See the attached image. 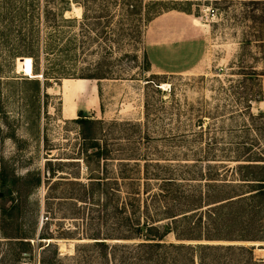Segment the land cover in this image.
<instances>
[{
  "label": "rangeland",
  "instance_id": "374dc122",
  "mask_svg": "<svg viewBox=\"0 0 264 264\" xmlns=\"http://www.w3.org/2000/svg\"><path fill=\"white\" fill-rule=\"evenodd\" d=\"M154 25L157 39H188L180 45L150 46L148 53L158 64L147 54L144 58ZM30 36L38 40V53L46 50L48 63L69 72L68 77L45 82L43 76H31L41 73L33 71L32 57L21 41ZM262 44L264 0H0V176L12 188L11 193L0 189V202L18 203L5 230L15 231L19 222L35 237L34 260L14 257V264H39L36 241L45 240L37 234L46 215L50 218L41 231L54 233L61 253L78 256L83 253L75 249L78 243L111 231L113 218L99 211L95 198L76 199L79 182L88 180L90 170L96 175L108 167L107 175H113L117 163L86 157L88 147L74 119L79 112L106 121L98 130L108 145L138 147L150 157L174 163L179 132L194 137L199 115L205 133L221 142L242 133L245 124L261 122L256 112L264 113V103L250 99L251 106L244 109L242 89L234 84L241 77L242 57L247 70L262 71ZM96 67L113 77H79ZM259 76L264 92V74ZM148 77L160 83L147 82ZM66 85H76L77 92L67 94ZM256 88L248 85L247 93ZM178 116L188 126L177 127ZM112 119L116 122L109 123ZM204 140H191L190 145L203 148ZM36 174L41 182L34 186ZM4 250L1 245L0 260ZM92 253L87 264H95ZM255 253L264 256V247ZM62 259L78 264L77 257Z\"/></svg>",
  "mask_w": 264,
  "mask_h": 264
},
{
  "label": "trees",
  "instance_id": "16d2710c",
  "mask_svg": "<svg viewBox=\"0 0 264 264\" xmlns=\"http://www.w3.org/2000/svg\"><path fill=\"white\" fill-rule=\"evenodd\" d=\"M29 3H39V0H29ZM21 41L32 57L33 71L41 73L45 82L49 77L70 75L59 65L48 63L46 50L42 55L38 53L39 43L35 37L30 36L26 41L21 38ZM149 47L145 46L144 58L147 60L148 56L151 61ZM260 58L264 60V55ZM243 60L242 57L238 71L241 77L234 85L242 89L240 99L243 108L248 109L250 99L264 103L258 78L264 74V67L260 72L255 68L249 71ZM79 77L113 76L96 67L94 71L81 72ZM147 79V82L160 83L151 77ZM248 85H258L259 89L247 93ZM176 104L180 111V102ZM78 114L74 119L80 124L88 147L86 157L117 160V163L111 170L113 175H107L108 167L97 171L96 175L90 170L88 180L79 182L80 198L76 199L95 198L99 211L112 217L113 225L110 233H99L92 236L93 241L78 243L75 249L80 248L83 253L77 256L76 252L61 253L54 233L41 231L50 218L46 215L37 234L38 238L45 239L36 241L40 247L39 264H65L62 255L77 257L78 264H87L90 251L96 258L95 264H264V256L255 253L256 248L264 247V113L261 109L256 112L261 118L259 124L254 127L245 124L242 133L232 134L225 142L209 131L205 133L201 127L203 116L199 115L196 121L200 129L194 137L190 138L187 131L179 132L174 163L150 157L146 150L138 147L121 149L108 145L99 133L106 121ZM115 122L114 119L109 121ZM97 125L98 131L95 130ZM186 126L185 120L178 116L177 127ZM201 138H205L203 148L190 145L191 140ZM221 143L225 144L216 146ZM190 155L194 157H186ZM40 182L41 177L36 174L33 185ZM0 189L12 192L10 180L3 175ZM49 200L50 196L46 195L45 202ZM17 208L18 203L0 202L3 237L0 246L5 248L0 264H14V257L17 260L25 257L32 262L35 257L31 244V238L35 237L27 235L19 222L15 231L5 230L6 224L13 223V211Z\"/></svg>",
  "mask_w": 264,
  "mask_h": 264
},
{
  "label": "crops",
  "instance_id": "0c3cea01",
  "mask_svg": "<svg viewBox=\"0 0 264 264\" xmlns=\"http://www.w3.org/2000/svg\"><path fill=\"white\" fill-rule=\"evenodd\" d=\"M159 28V27H158ZM157 27L154 25L153 27H151L150 31H149V36L146 37V41H145V44L147 47L149 46H158L160 48V46H170L172 44H177L180 45L182 44L183 42H188V39H183V38H180L178 37L177 35H173L174 37H169V38H165V39H157L154 37L153 34H156L157 33ZM156 47H154L155 49ZM150 55V54H149ZM151 57V56H149ZM151 63L154 64V63H159V62H156L155 58H151ZM76 108H77V105H76ZM75 113H76V110H75ZM66 117V116H65Z\"/></svg>",
  "mask_w": 264,
  "mask_h": 264
},
{
  "label": "bare ground",
  "instance_id": "6f19581e",
  "mask_svg": "<svg viewBox=\"0 0 264 264\" xmlns=\"http://www.w3.org/2000/svg\"><path fill=\"white\" fill-rule=\"evenodd\" d=\"M77 81H78V80H77ZM79 81H81V79H79ZM164 84H165V83H162V86H164ZM164 87H165V86H164ZM166 87H167V86H166ZM76 88H77L76 85H73V86H71V85H66V86H65V91H66L67 94H74L75 91L77 92Z\"/></svg>",
  "mask_w": 264,
  "mask_h": 264
},
{
  "label": "water",
  "instance_id": "95a60500",
  "mask_svg": "<svg viewBox=\"0 0 264 264\" xmlns=\"http://www.w3.org/2000/svg\"><path fill=\"white\" fill-rule=\"evenodd\" d=\"M37 76H42V74H40V75H37ZM83 112H84V113H86V111H85V110H84Z\"/></svg>",
  "mask_w": 264,
  "mask_h": 264
}]
</instances>
